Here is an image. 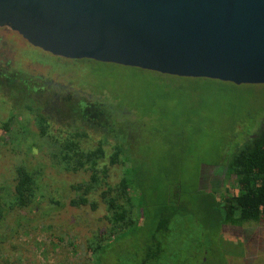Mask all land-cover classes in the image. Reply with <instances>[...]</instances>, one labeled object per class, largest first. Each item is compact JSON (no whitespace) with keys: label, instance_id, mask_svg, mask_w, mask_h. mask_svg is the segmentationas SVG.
<instances>
[{"label":"rangeland","instance_id":"rangeland-1","mask_svg":"<svg viewBox=\"0 0 264 264\" xmlns=\"http://www.w3.org/2000/svg\"><path fill=\"white\" fill-rule=\"evenodd\" d=\"M14 71L37 78L39 92L32 96L45 104L44 111L52 121L49 135L67 133L58 125L67 127L59 121L69 110L68 95L85 98L89 104L104 101L105 111L112 114L94 117L90 110L80 124L88 134L79 144L93 149L102 125L116 124L120 134L125 126L127 140L121 152L129 160L109 164L113 144L109 137L103 145L104 158L96 164L98 182L88 195L95 207H75L68 204L74 197L71 185L88 180L91 172L84 170L87 166L76 172L59 168L49 156L47 135L37 133L32 114L22 112L18 117L29 135L27 144L10 138V131L18 132L19 126L0 130V197H6L5 188L11 189L17 165L36 173L40 192L36 214L29 220V234L19 241L27 245L21 258L13 256L9 264H91L93 254L88 253L87 242L93 233L109 226L101 196L104 183L115 184L125 176L135 219L121 244L119 238L115 241L110 236L108 246L99 247V264H140V253L158 216H171L172 211L180 223L177 227L168 223L169 234L163 236L164 251L156 264H183L185 258L188 264H264V222L219 227L214 211L234 189L225 180L228 156L264 121V84L160 76L112 63L65 59L0 27V73ZM2 89L0 122L7 116L10 102L6 87ZM41 223L49 227L42 228ZM51 234L62 239L53 244L46 237ZM185 240L187 247L181 248Z\"/></svg>","mask_w":264,"mask_h":264},{"label":"water","instance_id":"water-1","mask_svg":"<svg viewBox=\"0 0 264 264\" xmlns=\"http://www.w3.org/2000/svg\"><path fill=\"white\" fill-rule=\"evenodd\" d=\"M0 27L65 59L264 84V0H0Z\"/></svg>","mask_w":264,"mask_h":264},{"label":"trees","instance_id":"trees-1","mask_svg":"<svg viewBox=\"0 0 264 264\" xmlns=\"http://www.w3.org/2000/svg\"><path fill=\"white\" fill-rule=\"evenodd\" d=\"M123 67L131 68L133 71H142L138 68ZM35 79L37 78L22 72L0 73V89L6 87L9 92L7 98L10 102L13 100V104L9 102V105H7V116L0 122V130L10 131L9 128L13 124L19 126L18 132L14 133L15 129L10 131V138L15 140V143L17 140L22 139L23 143L27 144L29 135L26 127L21 125L18 117L22 112L32 114L37 133L39 136L47 135L48 139L46 140H48L50 146L49 156L58 164L59 168L76 172L87 166L84 170L91 172L87 181L71 185L74 197L68 200V204L75 207L88 204L90 208H94L95 202L88 200V195L98 182L96 164L104 158L103 145L108 143L109 137L113 139L112 151L108 157L109 164L117 162L126 164L129 160V157L121 152L125 148L124 145H126V127L124 126V130L120 134L116 131V124L113 127L102 125L101 136L96 146L93 149H84L79 142L88 133L80 124L85 122V118L90 114L89 111L94 112V117H100L101 115L108 117L112 112L105 111L104 101L89 104L83 101L85 98L76 99L68 95L65 100L69 110L61 116L62 119L59 121L61 125L65 123L67 127L63 129L58 125L59 129L67 131V133L63 136H60V134L58 136L49 135L48 127L52 121L44 111L45 104L41 105L32 96L33 94L36 96L39 92L36 88L38 82ZM2 92L4 93V91ZM2 99L4 100V96ZM114 122L112 121V123ZM88 125L90 126V123ZM27 148H29V145ZM26 150L28 151V149ZM225 167V180L229 179L234 189L226 201L218 202L215 206L214 211L217 215L218 226H239L247 221L264 222V121H261L254 134L247 138L241 146L236 147L234 152L228 156ZM124 171L126 175V169ZM12 176L13 185L11 189L5 188L6 197H0V264H9L13 256L17 260L21 258L22 251L27 243L23 240L19 241L20 238H25L29 234V220H32L33 215L36 214L40 196L37 175L33 170L25 165H17L12 171ZM104 186L105 189L101 191V196L107 210L105 218L109 226L93 233L87 242L88 253L93 254V257H89L91 264H99V247L108 246L110 236L115 241L119 238L120 244L125 240L123 234L128 231L135 219L132 216L131 198L127 192L129 187L127 177H121L115 184L104 183ZM173 214L174 211H172L171 216L164 214L158 216L156 225L144 248H142L143 253H140V264H156L159 262V253L164 251L162 247L163 236L169 234L168 223L176 227L180 223V219ZM41 226L42 228L49 227L48 224L43 223H41ZM46 237L50 238V242L53 244L62 239L60 235L58 239L53 234ZM67 244L73 248L70 240H67ZM180 246H182L181 248L187 247V240L182 242ZM185 259L182 261L183 264H188L189 260L185 261Z\"/></svg>","mask_w":264,"mask_h":264}]
</instances>
